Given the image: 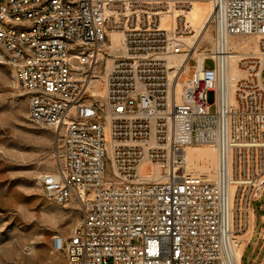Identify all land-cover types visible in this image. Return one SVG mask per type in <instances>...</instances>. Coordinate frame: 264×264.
<instances>
[{"label":"built area","instance_id":"built-area-1","mask_svg":"<svg viewBox=\"0 0 264 264\" xmlns=\"http://www.w3.org/2000/svg\"><path fill=\"white\" fill-rule=\"evenodd\" d=\"M195 2L212 6L203 54L187 39ZM249 36L259 50L238 62L241 77L231 45ZM262 58L264 0H0V61L57 143L39 186L81 214L53 249L68 264H242L264 193ZM198 145L215 150L209 172L188 168Z\"/></svg>","mask_w":264,"mask_h":264},{"label":"rangeland","instance_id":"rangeland-1","mask_svg":"<svg viewBox=\"0 0 264 264\" xmlns=\"http://www.w3.org/2000/svg\"><path fill=\"white\" fill-rule=\"evenodd\" d=\"M239 40H250L247 53L258 54L257 37H235L233 42ZM211 44L205 37L201 45ZM206 65L212 66V61ZM28 113L27 97L11 66L0 62V264H68L64 253L53 249L52 238L69 236L81 214L76 202L59 205L39 186L41 175L55 170L58 149L53 129L33 123ZM253 206L251 226L241 235L247 243L243 263L264 264V231L259 227L264 193Z\"/></svg>","mask_w":264,"mask_h":264},{"label":"bare ground","instance_id":"bare-ground-1","mask_svg":"<svg viewBox=\"0 0 264 264\" xmlns=\"http://www.w3.org/2000/svg\"><path fill=\"white\" fill-rule=\"evenodd\" d=\"M208 5V6H207ZM202 4L195 2L191 11L188 14V19L191 22V24L194 26L196 29V34L194 36H189L187 39L189 42L193 43L195 41V38L198 36V41L195 43L194 48L196 49L195 54H203L204 51L207 50L208 47L203 48L202 47V40L205 37H208L212 40L213 42V37L210 35V24L207 22L208 18L211 14L212 11V6L211 4ZM251 37V36H249ZM235 41L232 43V48L234 49V57L231 62V72L238 75V76H245L246 71L244 69H240L238 67V62L241 59L248 58L249 54L247 53L249 49H252V46L250 44V40H244L242 42ZM106 46H109V43H106ZM114 53L117 55H120L122 53V33L120 31H115L112 33V44L110 45ZM245 50H247L245 52ZM259 48L256 50L258 51ZM255 51V52H256ZM176 59H182L183 55H176ZM113 57H107V65L109 66L112 61ZM202 59V56H201ZM0 62H5V61H0ZM262 66H264V58H262ZM191 72V69L189 65L185 68L184 73L182 74H188ZM105 78V74H100L98 84L94 88L93 92L97 95H102L105 92V89L101 86L102 80ZM187 160H188V168L189 170L199 173V172H209L210 170L214 169L216 166V153L215 150L210 147V146H205V147H195L191 146L187 149ZM210 161H214V163L210 164ZM251 212L253 213V210L251 209ZM250 212V215H252ZM249 215V226H251V221H252V216ZM242 237V236H241ZM247 245L241 243L239 249H238V255L241 258V256L244 253L245 246ZM31 250V249H29ZM243 264V263H242Z\"/></svg>","mask_w":264,"mask_h":264},{"label":"crops","instance_id":"crops-1","mask_svg":"<svg viewBox=\"0 0 264 264\" xmlns=\"http://www.w3.org/2000/svg\"><path fill=\"white\" fill-rule=\"evenodd\" d=\"M253 210H254V208H253ZM260 217H262V221H261V223H260V229L262 230L261 232L263 233V231H264V213H261L260 214ZM258 219V218H257ZM254 228V227H253ZM259 229V230H260ZM245 250V249H244Z\"/></svg>","mask_w":264,"mask_h":264}]
</instances>
